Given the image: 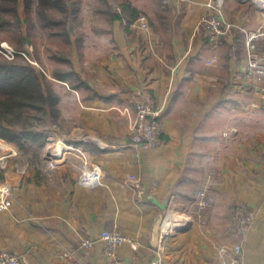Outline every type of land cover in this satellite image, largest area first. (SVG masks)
<instances>
[{"label":"crops","instance_id":"crops-1","mask_svg":"<svg viewBox=\"0 0 264 264\" xmlns=\"http://www.w3.org/2000/svg\"><path fill=\"white\" fill-rule=\"evenodd\" d=\"M209 1L150 0L156 25L147 16L113 21L112 35L71 50L68 73L54 78L51 130L33 160L44 170L8 164L1 175L12 203L0 210V249L26 264H107L98 238L117 230L132 241L117 249L121 264H221L240 205L254 215L242 264H264V93L245 76L240 30L264 28V9L223 0L232 28L214 51L197 30ZM258 45L264 49V37ZM143 94L162 108L156 148L129 138ZM84 163L99 169L98 185L78 183ZM204 189L212 203L199 218L195 197ZM83 239L94 246L83 250Z\"/></svg>","mask_w":264,"mask_h":264},{"label":"trees","instance_id":"trees-1","mask_svg":"<svg viewBox=\"0 0 264 264\" xmlns=\"http://www.w3.org/2000/svg\"><path fill=\"white\" fill-rule=\"evenodd\" d=\"M102 1L106 4L112 21L129 24L140 14L128 0L122 2L118 7L119 11L109 0ZM24 3L21 14L18 0H0V10L12 16L7 20L8 23H14L19 30L23 28L21 26L31 28L35 25L31 21V16L34 15L40 25L47 29L46 32L62 36L63 42L71 45L74 31L72 24L66 25L65 18L69 15L67 0H24ZM70 4L74 13L77 2L71 0ZM54 10H58L60 14L55 16ZM25 14L27 16L23 17ZM30 38L29 33H21L15 45L16 50L27 53L26 44L31 43ZM62 60L70 65L67 59ZM56 77L60 75L57 74ZM56 101L52 81L22 54L15 53L11 60L0 57V138L17 145L28 154L32 151L34 157L36 151H40L46 143L47 128L43 125L44 119L53 117Z\"/></svg>","mask_w":264,"mask_h":264},{"label":"built area","instance_id":"built-area-1","mask_svg":"<svg viewBox=\"0 0 264 264\" xmlns=\"http://www.w3.org/2000/svg\"><path fill=\"white\" fill-rule=\"evenodd\" d=\"M251 1L264 9V0ZM206 5L210 12L199 18L197 30L202 32L212 50L216 51L221 46L224 36L232 28V24L226 23L223 19V0H210ZM142 19L144 17H141L140 20ZM240 30L245 35L247 60L245 76L264 93V49L258 45L259 39L264 37V28L260 27L256 30L240 28ZM213 61H216V58H213ZM124 112L127 113L128 110L125 109ZM161 112L162 108L157 106L153 96L149 94H143L141 96V99L136 104L130 123L129 138L132 144L141 148H156L161 144ZM81 169V174L78 179L79 184L84 185L86 180H90L95 175H98V182L93 186L100 183L99 169L96 166L89 167L87 163H84ZM130 179L134 180L135 178L130 176ZM11 203V189L8 187H0V210H6L11 206ZM211 203L212 200L208 197L207 190L204 189L196 193L195 205L197 206L199 218L202 216V210L209 207ZM165 221L166 217L162 219L163 223ZM182 221V218L176 220L175 226H171L170 229L172 231L175 227L180 229L183 224ZM253 221L254 215L251 211L246 210L240 205L235 207L230 226L234 244L231 250H221L223 254L227 255V258L223 259L221 264H242L241 252L244 244V236ZM98 241L104 246V255L107 264H121L117 254L118 247L124 243L132 244V241L127 236L117 230L102 231ZM94 244L95 241L91 239H83L80 242V248L90 250ZM0 264H26V261L24 258L0 249ZM154 264H163V262L158 258Z\"/></svg>","mask_w":264,"mask_h":264},{"label":"rangeland","instance_id":"rangeland-1","mask_svg":"<svg viewBox=\"0 0 264 264\" xmlns=\"http://www.w3.org/2000/svg\"><path fill=\"white\" fill-rule=\"evenodd\" d=\"M109 1L110 4H112L113 7L119 11L118 7L121 6L124 0ZM18 2V7L22 14L25 3L24 0H18ZM67 2L69 15L67 18H65V20H67L66 25L70 26L72 24L71 26L73 27L74 31V33L71 35V45L63 42L62 36L51 35L46 32L47 29L40 25L41 23L35 19L34 15L31 16V21L35 24L34 27L27 28V26H21V28H23L19 30L18 27L16 28L14 23L7 22V20L11 19L12 16L6 15L0 10V55L4 59L11 60L14 58L15 53L22 54L38 70L43 71L46 77L52 81L53 90L56 82L54 80V73L59 74V72L69 69V65L67 66L65 63H63L64 61L62 59H68L70 53L72 52L71 50L90 49L89 44L92 40V37L112 35L113 29H116V27H113L111 14L106 10L107 6L102 0H75V2H77V10L74 13L71 11V0H67ZM128 2L131 5V2L134 4L137 3V5L140 7L139 13L142 15L138 16V19H141L140 17L142 16H147L146 18L149 20V24H157L159 19L157 18V15L154 14L156 2L153 4H151L150 0H128ZM54 11L55 12H53V14L55 16L60 14L58 10ZM22 16L26 17L27 15L25 14ZM21 33H29L31 36V43L26 44L27 53L17 51L15 48ZM85 44L88 45L87 48ZM51 118L52 117L49 119H44L43 125L47 128V133L51 130L50 124L52 122L51 120H53ZM0 140L13 149V152H8L4 157H0V187H8L11 189V186L5 182H2L3 180L1 179V175L7 169L8 164L16 165V167L21 168L25 172L31 170L32 167L39 169L45 168L43 164L38 163L37 158L33 162L35 156H32L34 154L32 151L28 154L13 143L7 142L2 138H0ZM40 155L42 156L41 153L36 151V156L39 157ZM51 170L52 169L49 166L46 168L48 173H51Z\"/></svg>","mask_w":264,"mask_h":264},{"label":"bare ground","instance_id":"bare-ground-1","mask_svg":"<svg viewBox=\"0 0 264 264\" xmlns=\"http://www.w3.org/2000/svg\"><path fill=\"white\" fill-rule=\"evenodd\" d=\"M54 151V150H53ZM55 151L57 152L58 149L56 148ZM8 152H13V149L7 145L4 144L1 140H0V157H4Z\"/></svg>","mask_w":264,"mask_h":264},{"label":"clouds","instance_id":"clouds-1","mask_svg":"<svg viewBox=\"0 0 264 264\" xmlns=\"http://www.w3.org/2000/svg\"><path fill=\"white\" fill-rule=\"evenodd\" d=\"M99 174V170H98ZM98 182V175L93 176L90 180H86L84 186L91 187Z\"/></svg>","mask_w":264,"mask_h":264},{"label":"water","instance_id":"water-1","mask_svg":"<svg viewBox=\"0 0 264 264\" xmlns=\"http://www.w3.org/2000/svg\"><path fill=\"white\" fill-rule=\"evenodd\" d=\"M162 219L163 218H160V220L158 221V224L155 228V232H154V241H157L158 238H159V231H160V228H161V222H162Z\"/></svg>","mask_w":264,"mask_h":264}]
</instances>
